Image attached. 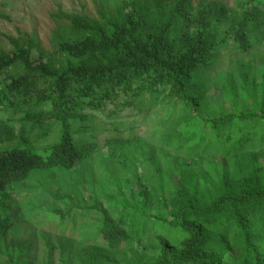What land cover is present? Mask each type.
Returning <instances> with one entry per match:
<instances>
[{"label":"trees","instance_id":"16d2710c","mask_svg":"<svg viewBox=\"0 0 264 264\" xmlns=\"http://www.w3.org/2000/svg\"><path fill=\"white\" fill-rule=\"evenodd\" d=\"M51 18L49 51L0 34V264L70 249L71 264H264V73L237 62L224 76L249 107L201 109L206 69L230 42L253 49L264 0H101L95 18ZM157 110L146 143L134 130ZM46 196L36 226L56 235L39 234V258L8 210L27 224Z\"/></svg>","mask_w":264,"mask_h":264},{"label":"rangeland","instance_id":"374dc122","mask_svg":"<svg viewBox=\"0 0 264 264\" xmlns=\"http://www.w3.org/2000/svg\"><path fill=\"white\" fill-rule=\"evenodd\" d=\"M101 0H0V34L6 36L16 37L18 32H26L34 34L38 37L42 47L45 50H51V33L55 28V24L51 18V14L57 11L58 6L62 11L66 13H82L91 18H95V7ZM112 4V0H107ZM200 0H192L193 4H196ZM219 1L225 4L227 7H232L234 0H212ZM256 36L259 40L254 44L255 46L248 53L242 54L237 52L233 46L229 43V46L225 48L218 57L217 63L209 66L207 71V78L209 79L207 98L209 105L206 103L201 104L203 113L210 115H217L220 112H238L243 109L245 100L243 92H237L236 88L227 83L226 74H232L235 81H237L238 71L236 69L237 62H242L244 65L251 66V74L255 76L257 83L261 81V75L264 73V21L260 30ZM0 47L6 48L5 39L0 37ZM226 78V79H225ZM225 79V80H224ZM222 80V82H220ZM216 85L219 91L224 94V97H220L217 90L213 88ZM227 84V85H226ZM220 85V86H219ZM239 85V84H236ZM226 92V93H225ZM236 93H238L236 95ZM227 103H226V102ZM161 110H157L152 114L151 118L144 124L136 127L134 134L137 137L142 138L146 143H154L156 140L155 135L152 134L154 126L162 115ZM122 123L132 121L135 117L130 116L129 111L123 112L121 115ZM124 119H128L124 121ZM123 130V127L120 128ZM124 135L127 136V132L124 131ZM106 135L100 138V143ZM106 156L107 151L105 148L101 149V153ZM141 169V168H140ZM87 195V191L83 189V192ZM19 200V198L17 199ZM28 200H25L27 202ZM51 204V201L47 199V196L39 202V212L34 216L28 217L26 220L28 223H23L21 218V209L17 206L12 211L8 210V214L12 221L16 224V228L11 230L14 237L17 238H29L34 242V250L37 251V256L43 258L47 255V251L44 246V241L40 238L41 232L49 235V239L52 241V235H56V231L52 232L48 228L40 229L36 226V220L43 218L46 213L45 207ZM15 205V204H14ZM66 204L59 202V207H64ZM47 217V216H45ZM47 220H50L49 216ZM65 239V238H64ZM66 241V240H64ZM72 250L65 256V264H71L70 256ZM59 255L55 253L53 255L54 264H60Z\"/></svg>","mask_w":264,"mask_h":264}]
</instances>
